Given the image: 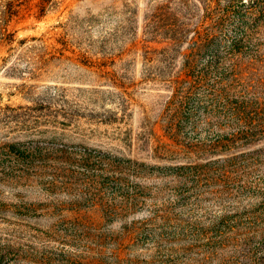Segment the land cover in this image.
I'll return each mask as SVG.
<instances>
[{"label":"rangeland","instance_id":"rangeland-1","mask_svg":"<svg viewBox=\"0 0 264 264\" xmlns=\"http://www.w3.org/2000/svg\"><path fill=\"white\" fill-rule=\"evenodd\" d=\"M16 1L0 264H264V0Z\"/></svg>","mask_w":264,"mask_h":264},{"label":"trees","instance_id":"trees-1","mask_svg":"<svg viewBox=\"0 0 264 264\" xmlns=\"http://www.w3.org/2000/svg\"><path fill=\"white\" fill-rule=\"evenodd\" d=\"M20 1L21 2L16 1L17 3L13 9H12V3L9 4V8L7 9L5 13V17L8 21H10L12 18L17 17L19 10H20V6L22 5L23 2H29L31 0H20ZM51 2L52 0H39L37 4L39 18H41L44 15L46 9L48 8ZM164 42H166L167 45L170 47H175V46H178V44L180 43V39H177L175 37H169Z\"/></svg>","mask_w":264,"mask_h":264}]
</instances>
